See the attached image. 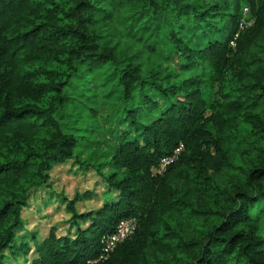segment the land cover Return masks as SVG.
Here are the masks:
<instances>
[{
	"label": "trees",
	"instance_id": "16d2710c",
	"mask_svg": "<svg viewBox=\"0 0 264 264\" xmlns=\"http://www.w3.org/2000/svg\"><path fill=\"white\" fill-rule=\"evenodd\" d=\"M244 6L256 21L240 31ZM98 79L125 126L119 170L100 207L65 200L74 234L53 226L32 248L23 211L55 165L82 164L63 115ZM242 130L255 158L238 165L228 144ZM123 218L136 232L99 264H264V0H0V264L6 251L84 264Z\"/></svg>",
	"mask_w": 264,
	"mask_h": 264
},
{
	"label": "rangeland",
	"instance_id": "374dc122",
	"mask_svg": "<svg viewBox=\"0 0 264 264\" xmlns=\"http://www.w3.org/2000/svg\"><path fill=\"white\" fill-rule=\"evenodd\" d=\"M243 16L252 17L251 13ZM81 90H85V95L78 96L71 102L63 116L79 136L81 144L76 152L82 164L71 159L55 165L50 173V186L32 193L29 205L23 211L24 225L17 232L19 236H25L24 239L32 248V234L36 233L39 238L45 237L53 226L57 227L58 235H65L70 231L74 234L71 213L66 209L65 200L80 197L77 203L80 213L100 207L105 193L111 190L104 176L119 170L110 164L117 148L118 131L122 132L125 127L118 122L117 93L112 84L104 83L102 79L86 83L74 92ZM235 135L228 146L236 163L242 165L247 160L254 159L255 155L251 152L252 148L248 143L250 138L246 137V132L242 130ZM218 180L221 186H230L235 178L222 175ZM5 256L7 264H29L34 253L20 254L15 259L6 251Z\"/></svg>",
	"mask_w": 264,
	"mask_h": 264
},
{
	"label": "built area",
	"instance_id": "2783aa9c",
	"mask_svg": "<svg viewBox=\"0 0 264 264\" xmlns=\"http://www.w3.org/2000/svg\"><path fill=\"white\" fill-rule=\"evenodd\" d=\"M249 8L243 9V15L249 14ZM255 17L245 18L242 17L240 21V31L253 26L255 24ZM238 37V34L237 36ZM233 48L236 47V41L231 42ZM185 150V144L181 142L170 154L164 155L159 160L158 164L152 167L151 172L153 176H160L165 174L168 169L176 163L182 153ZM138 222L135 218H123L121 219L116 228L112 232H108L102 236V248L96 256L89 257L84 264H99L100 262L106 261L115 252L117 247L122 244L125 240L131 237L137 230Z\"/></svg>",
	"mask_w": 264,
	"mask_h": 264
}]
</instances>
